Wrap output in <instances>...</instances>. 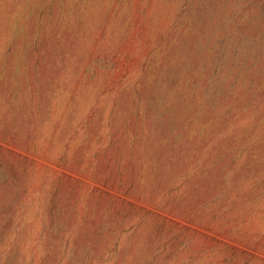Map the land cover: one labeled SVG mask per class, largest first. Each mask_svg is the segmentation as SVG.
Segmentation results:
<instances>
[{"label": "rangeland", "instance_id": "1", "mask_svg": "<svg viewBox=\"0 0 264 264\" xmlns=\"http://www.w3.org/2000/svg\"><path fill=\"white\" fill-rule=\"evenodd\" d=\"M0 264H264V0H0Z\"/></svg>", "mask_w": 264, "mask_h": 264}]
</instances>
